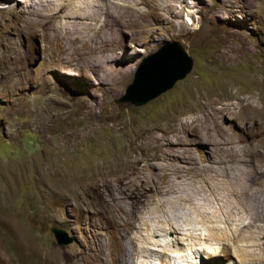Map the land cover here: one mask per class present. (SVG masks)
<instances>
[{
  "label": "rangeland",
  "instance_id": "rangeland-1",
  "mask_svg": "<svg viewBox=\"0 0 264 264\" xmlns=\"http://www.w3.org/2000/svg\"><path fill=\"white\" fill-rule=\"evenodd\" d=\"M67 4L0 0V264H105L122 230L106 217L105 203L117 213V199L106 195L104 184L109 181L118 194L122 177L136 169L108 173L117 158L131 155L135 138L158 128L159 136L169 132V150L178 151V138L193 137L178 120L190 117L219 122L244 138L246 132L230 124L238 126V116L226 111L224 119L206 106L212 94L226 96L228 105L246 96L249 109L264 119V0H174L172 12L171 0H106L89 28L68 23ZM139 21L150 27L140 28ZM172 42L189 55L192 71L144 106L117 103L139 65ZM228 44L249 52L228 63L220 58ZM102 60L125 74L122 84L104 77ZM203 149L193 157L204 158ZM138 150L143 156L158 152ZM51 228L64 230L73 242L59 245ZM138 234L150 262L144 257L138 264H166L159 246L171 248L174 235L157 227ZM184 241L187 259L170 254L177 264H194L196 249L222 250L214 241ZM251 242H229L237 252L231 264L264 263V230H256Z\"/></svg>",
  "mask_w": 264,
  "mask_h": 264
},
{
  "label": "bare ground",
  "instance_id": "bare-ground-1",
  "mask_svg": "<svg viewBox=\"0 0 264 264\" xmlns=\"http://www.w3.org/2000/svg\"><path fill=\"white\" fill-rule=\"evenodd\" d=\"M105 1L68 0V23L84 28L91 27L90 17L97 16L98 4ZM173 2L174 0H171V12ZM137 25L140 28L150 27L146 21H139ZM233 34L242 36L235 31ZM228 45L220 55V58L228 63L233 62L241 51L249 52L246 47ZM103 62L104 60L99 61L98 64L103 66ZM104 66L107 67L104 76L106 79L121 78L118 84L124 82L125 74L121 70L116 74L109 68V64ZM213 95L206 106L213 108L217 111L216 114L224 119L227 117L226 111V114L238 116L239 125L234 121L230 124L245 131L244 138L237 139L230 132V127L225 129L219 122L207 124L201 121L200 117H190V120H178L177 126H181L184 133L193 136L185 141L178 138L177 142L175 141L178 151H172L175 147L169 150V132L159 136L158 132L162 130L156 128L145 132L142 138H135L133 143L136 147L133 146L134 149L126 160L117 158L109 165L108 173H117L127 166L136 169L122 177L118 194H115L109 181L106 180L104 184L106 195L117 199L113 205L117 206V213L110 210L105 203L106 217L122 230L120 241L109 246L105 264H138L137 259L144 257L150 263L144 255L145 248L139 247L141 237L137 233L143 235L142 232H151L153 227H157L163 234L174 235L171 248L159 246L162 250L160 253L168 260L166 264H171V255L177 251L182 253L183 258H188L184 238H187V241H214L222 245L221 253L215 248L211 249L212 251H193L194 264H231L237 252L229 242L251 246L254 232L258 229L264 230L262 112L249 109L253 105L248 102L246 96L238 98L237 95L236 103L228 105L224 103L226 96ZM252 129L254 132L249 139L247 136ZM140 146L153 147L158 152L143 156L137 152ZM200 147L206 152L205 157L198 160L193 157L192 152ZM156 162H160L161 167H156ZM245 221L249 223L243 224ZM235 224L242 225L231 236H227L228 230ZM227 238L229 239L226 240ZM125 240L129 243L126 244ZM144 241L148 244L151 242L149 237H144ZM195 246L196 244L193 247ZM167 249L170 250L167 252Z\"/></svg>",
  "mask_w": 264,
  "mask_h": 264
},
{
  "label": "water",
  "instance_id": "water-1",
  "mask_svg": "<svg viewBox=\"0 0 264 264\" xmlns=\"http://www.w3.org/2000/svg\"><path fill=\"white\" fill-rule=\"evenodd\" d=\"M193 68V62L178 42L166 44L157 53L144 60L138 67L133 83L117 103H129L136 107L146 105L173 89ZM59 245L73 242L62 229L51 228Z\"/></svg>",
  "mask_w": 264,
  "mask_h": 264
},
{
  "label": "clouds",
  "instance_id": "clouds-1",
  "mask_svg": "<svg viewBox=\"0 0 264 264\" xmlns=\"http://www.w3.org/2000/svg\"><path fill=\"white\" fill-rule=\"evenodd\" d=\"M171 264H177V257L176 256H171Z\"/></svg>",
  "mask_w": 264,
  "mask_h": 264
}]
</instances>
